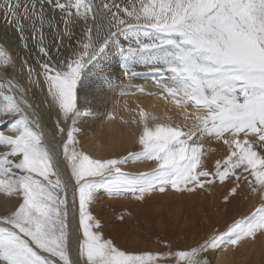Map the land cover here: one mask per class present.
Listing matches in <instances>:
<instances>
[{
	"label": "snow or ice",
	"instance_id": "obj_1",
	"mask_svg": "<svg viewBox=\"0 0 264 264\" xmlns=\"http://www.w3.org/2000/svg\"><path fill=\"white\" fill-rule=\"evenodd\" d=\"M0 12L24 51L31 56V41L37 55L23 59L27 86L0 78V193L16 200L0 216V264H212L209 254L264 238V0H0ZM45 24L55 31L51 44ZM0 69H17L3 44ZM120 87L135 88L121 96L163 100L178 118L125 103L130 118L119 122L139 130L140 150L94 157L82 148L80 125ZM41 104L56 112L55 134L45 132ZM120 109L117 101L104 120L116 121ZM206 140L225 149L211 167L206 157L216 149ZM143 163L150 170H125ZM216 186L228 187L225 204L241 188L259 201L187 249L128 251L89 210L102 192L143 202Z\"/></svg>",
	"mask_w": 264,
	"mask_h": 264
},
{
	"label": "bare ground",
	"instance_id": "obj_2",
	"mask_svg": "<svg viewBox=\"0 0 264 264\" xmlns=\"http://www.w3.org/2000/svg\"><path fill=\"white\" fill-rule=\"evenodd\" d=\"M101 2L102 0H95V3L97 5H99ZM117 2L124 3L125 0H117ZM45 12L46 15L48 16L54 15L57 17V20L59 19V13L54 12L52 8L49 6H46ZM0 13H1L0 16L1 15L3 16V13L2 12ZM1 21H0V35L4 39L5 43H7L8 45H13V50H16L19 53V55L20 54L24 56L26 55L27 59L35 62V60L37 59V55H36V49L33 47L34 42L30 41V49H31V56H30L28 52L24 51L19 41L17 33H15V31L13 30V35H12L10 31H8L9 29L7 27V24L1 23ZM48 29L49 27L47 26V24H45L44 36L47 43L49 41V37L47 36V33L50 31V30L48 31ZM76 31L77 34H79L80 28L77 27ZM26 34L28 35L31 34L30 28L27 29ZM54 35H55V31L53 29L52 36L54 37ZM67 54L68 52L65 51V55ZM4 75H5L4 71L0 69V78H3ZM123 83L124 85H127L128 81L125 80ZM133 83L143 84L149 91L155 90L153 85L150 83V81L138 80V81H133ZM121 91L135 92V88L120 87L117 88L115 92L107 94L104 103L98 104L96 106L94 111V117L85 118L80 125L85 130V135L82 139V148L84 151L90 153L94 157H100V158H107L110 156L118 157V156L127 155L128 152L130 151L140 150L139 146L135 143L136 135L138 134L139 130L133 125L125 126L119 122V115H123L125 118H130V114L127 111L123 110V105L125 103L127 104L128 108H136L137 104H140L161 118L164 117L161 114H163L164 111L168 110L167 107H172L171 105L166 104L163 100H158L155 97H149L140 94L121 96L120 95ZM37 100L42 101L43 94H40L37 97ZM117 101H119L121 105V109L118 112L117 120L105 121L104 120L105 114L113 109ZM163 105L166 106L165 109ZM40 111H41L40 114L42 118V124L44 126L45 132L50 135L55 134L56 129L54 132L51 129H49V127L45 124L42 116V113H45L46 118L48 117V119L51 121L52 126L55 128V120H56L55 110L45 109L41 104ZM62 138L63 137H59V136L56 137L55 144L57 146V151L60 150L59 145L63 143V140H61ZM205 144H206V149H216L215 152H209L208 156L206 157L208 166L211 167L216 158H219L225 154V149L221 144H218L213 140H206ZM151 166L152 165L150 163L135 164V165H129L125 170L135 173L139 171H148L150 170ZM219 187L220 186L214 187L211 193L206 192V194L209 195L212 194L218 197L219 204H222L221 207L218 206L213 208L215 211H221V212L216 217H214V224L212 227L204 226L203 228H199L202 232H199L196 226L187 228L185 230L181 229V231L178 229L179 231L177 230L178 232L176 233L171 230L169 231L170 236L178 234L183 238L185 237L193 238V240L185 243V247L183 249H187L190 246L197 243L198 241H200L211 230H213V228L219 227L223 229L227 223L232 221L233 218H238L242 214L243 215L249 214L250 211L253 210V204L258 203L259 201L258 197L246 198L247 196L246 189L241 188L239 190V195L235 199L230 198L231 202L225 204L223 198L228 191V187L227 186L221 188ZM178 195L185 196L189 194L185 193L182 195L181 194ZM6 198L7 201L2 202V204H0V211H5V208L12 207L13 204L16 203L15 198L12 200L11 197L6 196ZM155 199L156 198L147 199V204L150 203V206H152L151 204H153V200ZM142 208L144 207L142 206L140 209ZM149 208H147V210H149ZM70 224L73 230L77 229L78 213L76 216L70 217ZM153 228L154 227H152V229ZM114 242H116L121 248L126 249L128 251L141 252L139 251V249L136 250V246L134 245V242L130 241L129 239L127 241L122 240L120 242L118 241H114ZM167 250L168 249L165 247V250H157L155 252H165ZM217 253H219L218 257H217ZM75 254H76V245L74 242L73 256H75ZM209 259L212 260L213 262L212 264H264V238H258L257 241L254 243L251 241L245 242L237 249L229 250L227 254H222L220 252H213L209 254Z\"/></svg>",
	"mask_w": 264,
	"mask_h": 264
},
{
	"label": "rangeland",
	"instance_id": "obj_3",
	"mask_svg": "<svg viewBox=\"0 0 264 264\" xmlns=\"http://www.w3.org/2000/svg\"><path fill=\"white\" fill-rule=\"evenodd\" d=\"M0 21L1 23L6 24V20L2 15L0 16ZM7 27L9 29L8 31L13 35V29L8 25ZM48 31V44H51L53 39V29L49 28ZM0 44H3L5 48L13 54L17 62L16 72L13 73L9 70L8 73L4 72L5 75H14L20 83L27 86V73L26 70H22L23 59L26 58V55H19L16 50H13V45L5 43L1 35ZM29 61L30 63H34L32 60ZM163 107L165 109L166 106L163 105ZM167 109V111H164V113L161 114L162 116L169 115L178 118L174 108L167 107ZM42 116L45 124L54 132L55 128L52 126L48 117L46 118L45 113H42ZM63 139L64 138L61 140ZM219 188H221V186ZM151 198H156L153 200V204H151L152 206H150V203L147 204V199ZM12 199L14 198H11V200ZM6 201V195L0 193V204ZM15 204L16 203H14L12 207L5 208V211H0V216L11 212L14 209ZM221 205L222 204H219L218 197L212 194H206L204 191L185 196H179L175 192H168L166 194L155 193L150 197H146L143 202L136 201L131 197L112 199L107 193L102 192L98 194L97 200L90 205L89 210L93 216L101 220L103 223L104 234L106 237L118 242L122 240L127 241L129 239L134 242L136 250L139 249L141 252H155L157 250H165L166 244H171L172 250L183 249L185 243L193 240V238H183L178 234L170 236L169 231L171 230L176 233L179 230L181 231V229L185 230L196 226L199 232H202L199 228L213 226L214 217L221 212L215 211L213 208L218 206L221 207ZM142 206L144 208L140 209ZM147 208H149V210H147ZM121 217H123L122 220L120 219ZM152 227L154 228L152 229ZM218 254L219 253H217V257Z\"/></svg>",
	"mask_w": 264,
	"mask_h": 264
}]
</instances>
